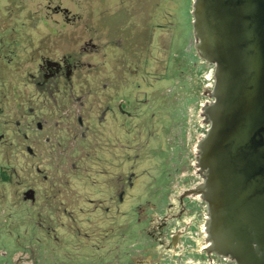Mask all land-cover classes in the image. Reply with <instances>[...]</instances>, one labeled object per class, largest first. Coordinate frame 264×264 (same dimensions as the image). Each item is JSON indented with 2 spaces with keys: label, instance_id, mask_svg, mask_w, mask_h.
<instances>
[{
  "label": "rangeland",
  "instance_id": "obj_1",
  "mask_svg": "<svg viewBox=\"0 0 264 264\" xmlns=\"http://www.w3.org/2000/svg\"><path fill=\"white\" fill-rule=\"evenodd\" d=\"M40 2L0 0V264H132L155 245L152 217L202 222L195 200L179 204L201 180L188 149L204 71L214 80L195 49L194 0H61L81 19L65 32ZM90 39L95 66L54 94L68 117L51 111L28 74ZM196 250L185 264H203Z\"/></svg>",
  "mask_w": 264,
  "mask_h": 264
},
{
  "label": "water",
  "instance_id": "obj_2",
  "mask_svg": "<svg viewBox=\"0 0 264 264\" xmlns=\"http://www.w3.org/2000/svg\"><path fill=\"white\" fill-rule=\"evenodd\" d=\"M193 19L195 49L214 66L195 190L210 252L264 264V0H194Z\"/></svg>",
  "mask_w": 264,
  "mask_h": 264
},
{
  "label": "flooded vegetation",
  "instance_id": "obj_3",
  "mask_svg": "<svg viewBox=\"0 0 264 264\" xmlns=\"http://www.w3.org/2000/svg\"><path fill=\"white\" fill-rule=\"evenodd\" d=\"M41 4H43L48 8L49 16L52 19H54V16L59 17V20H57L58 22H56V24L59 25L60 30L62 32H65L70 28H75V25L79 24V22L81 21L80 16L78 14L73 13L71 9L65 8L61 5V0H42V2H40V6H42ZM78 4L81 8V3ZM78 4H75L74 6H77ZM15 46H16L15 43L11 44L10 50H15ZM97 47L98 46L93 43L92 39L88 41L84 40L81 45L72 46L63 50V53L65 54L62 53L60 57L44 56L43 59L40 60V62L38 63V68L33 69L32 70L33 73L28 74V77L26 78L28 84L30 85L34 84L39 89V91L42 92V94H50L52 102L48 104L47 108H51L50 109L51 111H53L54 108L56 110H61L63 112L62 115L65 116L69 113L68 107H64L62 104H60L57 101V98L54 97V94L60 92L63 88H66V85H68V83L72 85L73 77L74 78L80 77L88 69H91L92 66H95L91 62L87 61L86 58L87 56L89 55L91 56L94 53H96V51H98ZM5 50H7V48ZM4 55L6 56V54L1 53L0 59H3ZM5 59H7V57H4V60ZM8 62H11V60H8ZM1 72H2V68H0V73ZM207 89L208 92L205 93V97L207 98L201 104L202 105L201 111L198 109V116H200L201 118L199 120L200 121L199 125H201L200 130L197 131L199 133H197V136L195 137V141L192 142L191 144L189 143L190 149H188L191 152H194L195 154L196 160L195 163H193L195 167L194 177L196 179L198 175L200 176L201 180L198 181L196 189L195 187H191L190 189H184L185 191L182 192L181 194L182 196L179 198V204L182 207L185 204V202L195 200V203H197L199 209H201V214L198 217H202V222L198 220L196 217H193V221H190L186 223L184 226H181L178 224L172 225L171 223H169L170 217H166L164 219L162 218L154 219V217H152L149 220V227L146 229L145 235L148 236V240L155 245L147 249L145 254L142 251L141 253L138 254V256H135L132 264H164V262H167L169 264H185L186 260L189 261L188 259L189 257L187 255H188V250L191 247L192 249L197 247L195 253L200 256V260L202 261L203 264H209L211 255L216 256L218 259H220V262L222 263L223 261H225L228 262V264L230 262H231L230 264H235L229 259L217 256L216 254L210 252V244L207 241L208 234L206 232L207 228L205 224L208 219L207 204L204 201H202L201 197L198 194L195 193V195H192L193 191L195 192V190H197V187L204 181L200 172V168L198 167L197 158L199 156V149H198L199 141L205 136L209 127V125L206 122V118L204 116V108L211 101L209 92L211 91L212 88H210V85H208ZM18 94L19 92L16 93V96H18ZM84 97L86 96H83V98ZM77 100H78L77 103H79V105L84 104V102H82L81 99L78 98ZM16 101H18V99H16ZM76 105L74 104V106ZM0 113H2V110L0 111ZM66 117H68V115ZM26 123L27 120L24 124ZM19 125H21V123ZM54 125L58 126V123L54 122ZM26 139L28 140V136L26 137ZM0 140H1V133H0ZM71 144L73 145L72 147L78 146L77 138ZM33 169L34 168H31L29 171H32ZM27 196L29 197V195ZM200 206H202V208ZM185 212L186 211H184V209H181V212L179 214ZM195 220L197 221V223H201L200 231L197 230L196 228L195 230H192L195 227L194 226ZM188 239H193V241L195 242L192 244L190 243V241H188ZM185 255L187 256L186 259H184ZM21 258H22L21 256L18 257L15 256L10 263L8 262L5 264H22ZM35 263L36 262L34 261L33 264Z\"/></svg>",
  "mask_w": 264,
  "mask_h": 264
},
{
  "label": "trees",
  "instance_id": "obj_4",
  "mask_svg": "<svg viewBox=\"0 0 264 264\" xmlns=\"http://www.w3.org/2000/svg\"><path fill=\"white\" fill-rule=\"evenodd\" d=\"M203 64L205 65V67H206V70L207 69H210L211 68V65L210 64H207L205 61H203ZM209 73L210 72H208V71H204V73H203V78L201 79V81H202V83H201V86L200 87H203L204 88V86L206 87V86H208L209 84H211L212 82H214V80L212 81L211 80V78H209L208 77V75H209ZM200 81V82H201ZM202 88V89H203ZM202 90H200V92H201ZM195 94H197V91H193V96H194V98H195ZM195 139V138H194ZM195 141V140H194Z\"/></svg>",
  "mask_w": 264,
  "mask_h": 264
}]
</instances>
